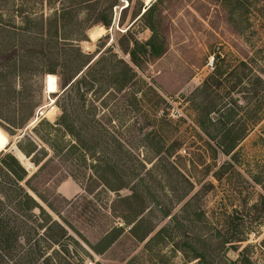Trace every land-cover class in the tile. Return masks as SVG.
Listing matches in <instances>:
<instances>
[{
    "label": "rangeland",
    "instance_id": "374dc122",
    "mask_svg": "<svg viewBox=\"0 0 264 264\" xmlns=\"http://www.w3.org/2000/svg\"><path fill=\"white\" fill-rule=\"evenodd\" d=\"M143 2L0 0V108L33 111L15 136L4 131L3 153L27 179L36 174L30 185L47 202L30 191L44 213L18 211L0 191V264H242L243 254L264 264V0H156L139 18ZM109 16V29H88ZM94 27L105 34L93 42ZM153 38L157 54L146 52ZM13 54L21 75L3 78ZM42 120L54 129L34 133ZM77 138L91 150L85 157L69 149ZM135 185L142 203L119 202ZM142 208L140 241L112 209ZM112 226L124 232L92 252ZM195 252L206 256L193 260Z\"/></svg>",
    "mask_w": 264,
    "mask_h": 264
},
{
    "label": "trees",
    "instance_id": "16d2710c",
    "mask_svg": "<svg viewBox=\"0 0 264 264\" xmlns=\"http://www.w3.org/2000/svg\"><path fill=\"white\" fill-rule=\"evenodd\" d=\"M117 3H118L117 1L114 2L113 7H115L117 5ZM152 8H153V5H151L149 7V9L146 11V13L142 17H145V16L151 14ZM111 22H112L111 16H109V18L105 17L101 21L92 22L90 24V26L88 27V29L95 26L96 24H101L105 28L109 29L111 26ZM84 37L85 36L78 37V41L85 40L86 38H84ZM146 46L149 47V50H147L146 52H149L152 54H157L159 51V48H160V46H158V44L155 43V38L148 41L146 43ZM104 53L105 52H102L101 54H99V56L94 60L90 59L91 61H87L86 64L84 65L87 67L86 70H92L93 69L92 66L94 64H98L99 62H101L103 60L102 55ZM50 56H52V55L50 54ZM17 57H18V55L14 56V54H13L12 56H10L9 60H7L4 63L5 64L4 69H6L7 73L4 75L3 78H6L7 76H10V75H13V76L16 75L15 77L19 78V76L21 75V72H19L17 70L16 62L14 61L17 59ZM26 57H29L28 51L25 52L24 50H21V55H20L21 65H23L25 63ZM11 61H14V62H11ZM10 64H12V66H9ZM54 69L55 68H53L52 70L49 69L48 70L49 72H47V74L55 75L56 72ZM16 70H17V72H16ZM83 74H84V72L80 73L77 77L72 79L70 82L63 83L61 85L62 95L67 93V91L70 88H72L73 84H75ZM125 84H126V82L125 83L123 82L121 84V86H119V89L124 87ZM6 85H5V89H7L9 91L8 86H6ZM9 93H12V92L9 91ZM12 94H14V92ZM8 105H9V102H6L0 108V128L2 130H4L9 136H15L18 131L24 129L27 126L28 122L33 117V111L29 110V112H27L28 111V108H27L26 111L24 109H22V112L19 113V109H17V107H16L18 105L17 103L14 104L13 108L11 107L9 109L11 111H9V110H8V112L3 111L2 109L8 107ZM44 125L50 129H54V126H51L48 122H44L42 120V121L38 122V124L35 128H33V132L36 133V129L38 127L44 126ZM60 125L63 127L65 125V123L60 124ZM65 127L67 129V126H65ZM70 134L73 137H75L72 134V131H70ZM37 135L39 136V134H37ZM24 138H25V140L30 141V140H28L29 138L27 136H24ZM39 138L43 142H45V140H43V138L41 136H39ZM76 141H77V145L70 146V148H69L70 151H74V153L79 152L81 156H84V154L91 152L90 148L84 146L79 138H77ZM21 142H23V141H19L17 146H18V149L22 152V154H24L28 158L34 153H35L34 156L36 155L37 146L35 144L30 142L29 146H30L31 150L28 151L21 146V144H20ZM234 148H235V145L233 143L231 146H224L222 148L221 152L225 156H229L234 151ZM53 149L55 150L54 146H53ZM34 156L31 158V161H33V163H35V165H38L40 161H35ZM44 166H45V164H43V166H41L38 171L40 172L44 168ZM92 169L94 171H96V166H92ZM96 173L99 174L97 171H96ZM35 176H36V174H34L29 179H27L28 172H26L25 168L22 167V165L19 163V161L16 158L11 156L10 154H4L3 152L0 153V191H2L4 196H6V199H8V200L10 199L11 202L17 203L16 207L19 208L18 211H21L23 209V207H25L30 211H34L35 209H39L41 211V213H44L42 207L38 204V202L30 194V191L33 192L37 196V198L42 200L44 203H47L44 200V198L38 193V191L35 190L34 188H32V186L30 185V182L32 181V179ZM98 179L100 180L101 185L104 186V188L106 190L112 191V192H117L118 190H120V188L113 185L114 182L108 181V179L107 178L105 179L104 176L99 175ZM22 182H23V184H22ZM136 187H137V185H135L130 190V191H132L131 196L119 198V202L126 203V202H131L132 200L137 199L138 203H142L143 197L140 194L139 189L137 190ZM47 206L52 211H54L51 205L47 204ZM1 207H2V205H0V208ZM143 210H144V208L139 209L137 211L133 210V211H129V212H124V214L118 215L117 212L115 213V211H113V209H112V213L114 214L113 217L121 220L123 222L124 226L131 227L129 230L130 234L134 238H137L136 230L139 227V223H140L139 221H137V219L143 213ZM48 220H49L48 223L52 221L51 218H49V217H48ZM0 224H3L1 217H0ZM53 225L56 226V223ZM49 229H50V227H49ZM59 229L62 232L63 238L72 239V237L69 236L66 229H64L60 226H59ZM123 232H124V227L112 226L111 228H109L108 231L105 232V235L97 243L96 246H90L89 245V248L92 250V252H94L96 254H102L122 235ZM147 235L143 236L141 238H137V239L140 241H143L147 237ZM50 241L55 243V240L53 241L52 239H50ZM239 241L241 242L242 240H239ZM205 256H206L205 253L195 252L193 260H195V259L201 260V259H204ZM239 261L242 264H250L249 260L247 258H245L244 254L240 255Z\"/></svg>",
    "mask_w": 264,
    "mask_h": 264
},
{
    "label": "bare ground",
    "instance_id": "6f19581e",
    "mask_svg": "<svg viewBox=\"0 0 264 264\" xmlns=\"http://www.w3.org/2000/svg\"><path fill=\"white\" fill-rule=\"evenodd\" d=\"M143 1L147 4V6H150L156 0H143ZM88 34H89V38L94 42V40H96L97 38L100 39V37L105 34V29L101 27H94ZM53 86L54 84H50V87H53ZM53 110L54 109H51L48 112V114L50 115ZM9 138L7 134L4 132V130L0 128V153L3 151H6V149L9 147L10 145Z\"/></svg>",
    "mask_w": 264,
    "mask_h": 264
},
{
    "label": "water",
    "instance_id": "95a60500",
    "mask_svg": "<svg viewBox=\"0 0 264 264\" xmlns=\"http://www.w3.org/2000/svg\"><path fill=\"white\" fill-rule=\"evenodd\" d=\"M145 3V2H144ZM149 9V6H147V4L145 3L144 4V8L142 9V12L139 14V18H141L145 13L146 11Z\"/></svg>",
    "mask_w": 264,
    "mask_h": 264
}]
</instances>
